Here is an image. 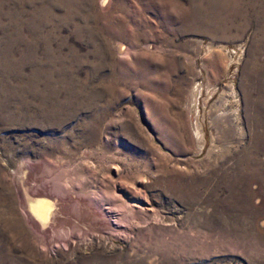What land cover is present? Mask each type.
<instances>
[{"label": "rangeland", "instance_id": "rangeland-1", "mask_svg": "<svg viewBox=\"0 0 264 264\" xmlns=\"http://www.w3.org/2000/svg\"><path fill=\"white\" fill-rule=\"evenodd\" d=\"M0 264H264V0H0Z\"/></svg>", "mask_w": 264, "mask_h": 264}, {"label": "bare ground", "instance_id": "bare-ground-1", "mask_svg": "<svg viewBox=\"0 0 264 264\" xmlns=\"http://www.w3.org/2000/svg\"><path fill=\"white\" fill-rule=\"evenodd\" d=\"M119 49H121V47H119ZM33 207H34V210L31 214H33L34 217H36V219H39L41 222H43V219L46 220V217L49 214L48 210L51 209V207L49 208L47 206H44L42 202L39 204L37 203L36 206L33 205Z\"/></svg>", "mask_w": 264, "mask_h": 264}]
</instances>
